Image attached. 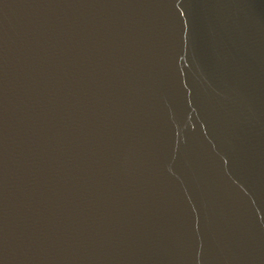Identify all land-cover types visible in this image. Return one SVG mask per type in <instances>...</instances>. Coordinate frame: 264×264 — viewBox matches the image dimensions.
I'll return each mask as SVG.
<instances>
[{
	"label": "water",
	"instance_id": "obj_1",
	"mask_svg": "<svg viewBox=\"0 0 264 264\" xmlns=\"http://www.w3.org/2000/svg\"><path fill=\"white\" fill-rule=\"evenodd\" d=\"M0 264H264V28L0 0Z\"/></svg>",
	"mask_w": 264,
	"mask_h": 264
}]
</instances>
